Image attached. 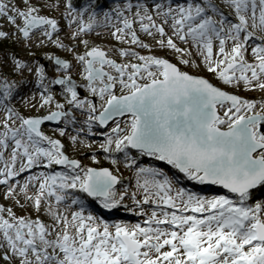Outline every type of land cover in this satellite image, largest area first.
<instances>
[{"label": "snow or ice", "instance_id": "1", "mask_svg": "<svg viewBox=\"0 0 264 264\" xmlns=\"http://www.w3.org/2000/svg\"><path fill=\"white\" fill-rule=\"evenodd\" d=\"M101 28L125 47L90 45ZM5 40L28 52L0 50V186L11 202L0 203V264H264V201L249 203L264 189V98L179 67L264 93V0H0ZM28 85L26 116L12 102ZM49 122L70 146L103 136L100 149L134 171L137 190L118 193L109 168L70 158L42 130ZM213 186L234 198L202 194ZM89 201L136 216L154 208L143 224L109 222Z\"/></svg>", "mask_w": 264, "mask_h": 264}, {"label": "rangeland", "instance_id": "2", "mask_svg": "<svg viewBox=\"0 0 264 264\" xmlns=\"http://www.w3.org/2000/svg\"><path fill=\"white\" fill-rule=\"evenodd\" d=\"M12 2L14 3L15 0H12ZM42 14H47V15H51V16H58L57 15L58 13L55 12V11L50 12V13H42ZM60 24H61L62 28L65 27L63 25L64 24L63 20L60 21ZM4 30L11 31V27L8 26L6 22H4ZM84 38L89 40V43L91 45H100L105 50H107L108 48H111L113 46L125 47V45L118 44L115 40H113L111 38L110 35H107V34H104L103 36H97V37H92L91 35H86ZM141 38L144 39L145 42H148L150 44L154 43V41H152L150 38L143 37V36ZM3 43H8L9 46L11 47V49H10L11 51L18 53L21 57H26L27 52H28L27 49H24L21 46L13 43L11 40H5V41H3ZM65 43H68V41L65 40ZM181 46L184 47V45H181ZM50 50H52L50 47L47 48V49H45V48H36V47L31 49V51L34 52L37 56H40L45 51H50ZM76 51L78 53L82 52L83 51V46L81 45V46L77 47ZM58 54L61 55L62 57L68 55V54H66V53H64L62 51L58 52ZM156 54L157 55H161V56L167 55V58L171 62L177 63L174 55H172V54H168V53L160 52V51H157ZM248 58H249V60H251L250 53H249ZM179 67H181L183 69V71H186V72H188V73H190L192 75H196V76H200V77L206 78L211 83H213L214 85H217V86H219L221 88H224V90H226V91L234 92L235 94L240 95V96H242L244 98L256 99V100L264 98V93H262V92H260L258 90H256V91H246V90L243 89V87H241L239 89H234V88L226 87L224 85L219 84L218 81L215 79L214 75L208 73L203 67H201L200 69H194L192 67L184 66V65H179ZM8 71H9V69H5V72H8ZM14 79H17V77H14ZM27 89H28V87H26V89L22 88L21 89L22 93L16 98V100H14L12 102L13 106L16 107L18 110H20L26 116L35 114V112L29 111L23 104V100L28 98ZM30 94L31 93H29V95ZM25 96H27V97H25ZM42 130L45 132V134L50 135L53 138L61 139L62 143L65 144V152H66V154H68L70 157L74 156L75 159H79L80 162L84 166L95 167V168H109V170L113 171L114 174L119 176L120 180L121 179L122 180H127L126 184H120L123 188H121V186H117L116 190H117L118 193L124 191L125 188L128 189L129 193L134 192V191L137 190L136 189V177L134 175V171L130 170L128 168H125L122 163H120L118 166H113L111 164V162H110V159L108 158V154L104 153L100 149L99 144L101 142H103V139H104L103 136L93 135V136H89V137H83V138H85L87 140V142L89 144H91V147L86 148V147H84L82 145H79V144H77L75 146H70L69 145V141L67 140V138H60L58 136V133L54 132L53 128H44V127H42ZM103 131H107V130L105 129V130L99 131L97 128L94 127V132L99 133V132H103ZM93 156H95V158H96V163H93V160H92ZM165 166L166 165H164V167H161V168H163L166 172H168L169 169H168V167H165ZM117 167H118L119 171L116 170ZM41 170H43V169H36L34 171L38 172V171H41ZM45 171H51V169H48V170H45ZM56 171H61V170H56ZM19 179L23 180V177H20ZM188 183L193 185L191 182H188ZM191 185L186 187L190 191H198L199 192L200 189L202 188V186H199V185H196V186H191ZM4 191H5V187L4 186H0V203H3V204L8 205V206H11V202L10 201H5L3 199V192ZM202 194L212 195V193H208V192H205V193H202ZM216 194H220V193H216ZM230 198H233V197H230ZM250 201H251V202H249L250 204H254L255 202L264 201V198L258 197L257 199L250 200ZM124 204L131 206L135 210V206L132 205V202H131L130 199H125ZM153 208H154V206L145 205L144 206V209H145V212H146L145 216H136V215H134L132 213H129V212L125 211L123 208L120 209L119 211H114V212H111V213L108 212V214L109 215L110 214L119 215V219H113L115 222L123 220V218H122L123 215H121L123 213L124 214V219H125V215L126 216H130L133 219L132 220V219L129 218L130 220L127 219L125 221H131V222H134V223L140 222L141 224H143V221L145 219H147V215H150L151 210ZM14 210H16L17 213L20 214V215H24V214L35 215L34 213H31V212L22 213V212L19 211V209H14ZM41 218L43 220L47 221V217L41 215Z\"/></svg>", "mask_w": 264, "mask_h": 264}, {"label": "trees", "instance_id": "3", "mask_svg": "<svg viewBox=\"0 0 264 264\" xmlns=\"http://www.w3.org/2000/svg\"><path fill=\"white\" fill-rule=\"evenodd\" d=\"M107 2H108V0H100V3H101V6L102 7H105L107 5ZM10 49H11V47L9 46L8 43H2V44H0V50L8 51ZM97 129L101 131V129H99V128H97ZM153 163L156 166H158V167H164L163 164H159L158 162L153 161ZM165 167H167V166H165ZM55 170H56V167H55ZM120 181H121V183H126L127 180H122L121 179ZM180 183L183 184L185 187H188L189 185H191L187 181H184V180H181ZM191 186H193V185H191ZM200 191H201V189H200ZM205 192L212 193V194H216V193H220L221 194L222 193L215 186L213 188L203 189V192L202 193H205ZM226 195H229L230 197H233L231 194H226ZM254 197H255L254 199H257L258 197L264 198V189L255 192ZM249 202H251V201H249ZM89 203H90V210H94L96 214L102 216L105 220L112 221L113 219H119V215H114V214H110L109 215L108 212L100 209L96 204L91 203V201H89Z\"/></svg>", "mask_w": 264, "mask_h": 264}, {"label": "built area", "instance_id": "4", "mask_svg": "<svg viewBox=\"0 0 264 264\" xmlns=\"http://www.w3.org/2000/svg\"><path fill=\"white\" fill-rule=\"evenodd\" d=\"M58 15V14H57ZM64 26H65V24H63ZM65 28V27H64ZM66 32H67V29L65 28V31H64V33H61V35L63 36V35H65L66 34ZM97 32H99V35H97L96 34V32H93V33H89L88 35H91L92 37H97V36H103L104 34H107V35H110V29H97ZM17 79H19V77H17ZM31 79V78H30ZM24 89H26V87L24 88ZM32 85H29L28 86V89H27V96H29V93H32ZM27 96H25V97H27ZM121 188H123L122 186H121ZM73 210H75V209H73ZM125 223H134V222H131V221H126Z\"/></svg>", "mask_w": 264, "mask_h": 264}, {"label": "water", "instance_id": "5", "mask_svg": "<svg viewBox=\"0 0 264 264\" xmlns=\"http://www.w3.org/2000/svg\"><path fill=\"white\" fill-rule=\"evenodd\" d=\"M42 127H44V128H56L57 125H55L54 123L49 122V123H46L45 125H43ZM56 170H62V166H56ZM213 187H211V188H213ZM216 188L219 189L222 193L229 194V193H227L226 190H224L222 188H218V187H216ZM204 189H209V188H204Z\"/></svg>", "mask_w": 264, "mask_h": 264}, {"label": "flooded vegetation", "instance_id": "6", "mask_svg": "<svg viewBox=\"0 0 264 264\" xmlns=\"http://www.w3.org/2000/svg\"><path fill=\"white\" fill-rule=\"evenodd\" d=\"M91 45V44H90ZM181 68V67H180ZM181 70H183L182 68H181ZM105 130V129H104ZM106 130H108V129H106ZM68 155V154H67ZM70 158H73V159H75V157L74 156H71Z\"/></svg>", "mask_w": 264, "mask_h": 264}]
</instances>
